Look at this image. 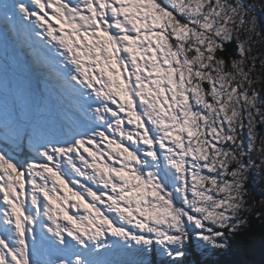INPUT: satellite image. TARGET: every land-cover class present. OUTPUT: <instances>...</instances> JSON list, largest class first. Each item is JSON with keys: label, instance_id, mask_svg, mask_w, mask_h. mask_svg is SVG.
I'll return each instance as SVG.
<instances>
[{"label": "snow or ice", "instance_id": "snow-or-ice-1", "mask_svg": "<svg viewBox=\"0 0 264 264\" xmlns=\"http://www.w3.org/2000/svg\"><path fill=\"white\" fill-rule=\"evenodd\" d=\"M0 21L17 43L50 45L79 101L57 139L27 100L0 99V264H180L193 241L227 248L264 165L255 7L0 0ZM22 146L35 153L23 165Z\"/></svg>", "mask_w": 264, "mask_h": 264}, {"label": "rangeland", "instance_id": "rangeland-1", "mask_svg": "<svg viewBox=\"0 0 264 264\" xmlns=\"http://www.w3.org/2000/svg\"><path fill=\"white\" fill-rule=\"evenodd\" d=\"M245 3L250 5V6L255 7L256 15L260 19L262 29H264V0H245ZM0 22L2 23V21H0ZM2 30L4 31V28ZM262 36H264V32H262ZM2 39L4 40L5 45H7V42L10 40V38H2ZM255 47L257 48V50L264 52V39H261L255 45ZM49 48H50V45L48 46L47 53H44L41 50V56L42 57H45V56L48 57L50 62L54 63V67L57 68V70L54 69L55 70L54 72L56 73V71H59L60 69L63 68L64 63L58 55H54L55 53L50 52ZM1 50L2 49L0 47V51ZM0 55H2V54H0ZM26 55L29 56L30 59H32L33 54L29 53ZM0 64H2L4 66V69H5L4 77H5L7 84H8L7 91L0 92V99L5 100L9 105H11L14 101L17 103H20L21 98L27 100L31 109L35 108V110L36 109L39 110L40 119L44 123L49 134L54 138L63 139L67 130H68L67 125H68L69 120L74 119V117L72 115V110L74 109V106L79 103L78 99L75 97L68 96L67 92H65L62 89L61 83L58 80L57 76H55V77H56V80L59 81V83H60L59 89H55V87L52 88L50 82H48V84H46V87H43L42 92H41V94H43V95L40 98H39V95L34 96V94H31L32 92H30V90H29L28 82H27L25 76L22 74V72H24L26 75H27V73L25 72V70H23L21 72L20 68L15 63V59L13 57L12 52L9 53V55L0 56ZM38 67L39 66H37L35 68H38ZM40 67H42V66H40ZM42 68L46 72H50L45 66H43ZM255 74H257V73H254V75ZM40 75L45 76L42 74H40ZM262 75H264V74H262ZM36 76L38 77V75H36ZM39 83H40V85L43 86V83L41 81H39ZM258 87L261 91V95H264V84H261ZM38 91L36 92L37 94H39ZM35 97L40 99V101H38L36 99V102H34L33 98H35ZM113 107H115V106H113ZM77 123H80V122L77 121ZM262 130H264V129H262ZM27 148L29 150H31V148H29V147H27ZM19 150H21V149H19ZM13 155L16 157V159L18 158L17 155L15 154V151H13ZM252 155H255V153H253ZM257 163H259V161ZM251 171L254 172L255 179H256V181L253 183V186H255V188L257 190H259L264 195V165H261L259 169L254 167L251 169ZM249 174H248V178L251 176ZM251 184L248 181L247 187L249 188V186ZM92 186L95 189V185H92ZM74 190H78V189H74ZM249 190H250V188H249ZM86 199H90V198L86 197ZM0 207H3V206L0 205ZM101 207H103V206H101ZM241 214L242 213L240 212L239 218H240Z\"/></svg>", "mask_w": 264, "mask_h": 264}, {"label": "trees", "instance_id": "trees-1", "mask_svg": "<svg viewBox=\"0 0 264 264\" xmlns=\"http://www.w3.org/2000/svg\"><path fill=\"white\" fill-rule=\"evenodd\" d=\"M228 54H233L234 46L229 45ZM227 59V55H225ZM259 68V63L257 64ZM264 132V125L260 126ZM253 159L259 161L256 154ZM254 168V167H253ZM250 195L246 197L247 206L252 208L251 212H241V220L247 223L241 225L235 233L224 230L225 249H213L206 245H198L193 241L189 243L184 251L187 253L180 264H264V195L253 186L256 181L254 172H249ZM259 213V218H256ZM153 264H158L153 258ZM170 264V262H169Z\"/></svg>", "mask_w": 264, "mask_h": 264}]
</instances>
